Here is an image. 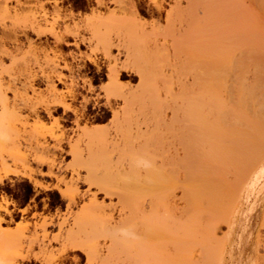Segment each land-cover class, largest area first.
<instances>
[{"label": "bare ground", "instance_id": "obj_1", "mask_svg": "<svg viewBox=\"0 0 264 264\" xmlns=\"http://www.w3.org/2000/svg\"><path fill=\"white\" fill-rule=\"evenodd\" d=\"M148 1L149 3L147 4V8L149 14H151L153 17H158L157 21L153 23L154 25L152 27V32L154 33L152 34L164 39L162 43L160 42V40H158V38L155 37V39L151 34L154 38L152 39L154 40L153 42L155 51L158 45H161V47L159 46L157 48H161L160 50H162V52L166 49L169 50V48L166 47L170 45L173 46L170 47L172 48L171 50L174 49L173 52L175 51V54H177L178 56L181 57L180 54H185L187 56V61H183V63H189H186V65L188 66H190V64L192 63L191 59L193 58V56L195 57L193 59H198L195 62L202 61L204 63L205 61H208L207 63H209L210 58L207 55H211V53L213 55L218 50V54L216 55L226 56L227 54L225 52H227V50L221 53L219 47H221L220 49H222V46L224 47V45L227 44V39H229L228 37H235L234 42H240V44L236 43L235 45H240V47H243V51L241 52V55H239L241 57H238V62H236L237 64L239 63L241 65L249 63L250 65L252 62H254L257 66L259 65L258 63H264V29H262V25L259 26V23H261L260 20L264 19V0H174L170 10H166L167 12L164 8V0ZM247 1L250 3H247ZM19 2L17 3V7L19 8L16 7L14 9L15 13H17V11L21 7H23V5H21L22 3ZM183 3H185V5H183ZM144 5L140 0H119L118 7L129 15L131 14V16H136L139 15L138 12L140 11L141 7L143 8ZM53 7L54 11L51 12L46 9L45 5H42L40 9L42 10V15L39 16V19H36L30 26L26 27L24 30L18 31V28H15L14 25L9 27V25L6 24V19L11 17L10 19H8L11 20L13 18V15H10L13 10H11L7 6L4 0H0V190L6 188L4 184L5 180L9 179V176L15 175L10 170L12 164L15 166L19 164H26L29 163L31 159L29 158L30 156L22 153L21 146L35 148L36 154L34 155L33 161L39 164V166L49 164L47 176L52 177L55 176L54 166L56 161V158L52 156H56V153L57 155L58 153H63V144L67 142L71 143L70 141H68L69 136H66L68 135V133H66L67 130H64L63 126L60 128L63 130L62 132L60 130L61 135H49L54 143V145L51 146V144L48 142V136L37 135V133L30 136L26 135L27 133H22L21 129H17L19 127H16V123H19L20 127L26 128L29 125V119L31 117L33 118L32 120H35V124L43 125L46 117L49 119H54L55 122L59 123V125L61 123L71 124L72 126H75L77 130H80L81 125L84 123L85 127L83 128V130L86 132H91V130L89 131L88 126L90 125L91 121L93 122V120L89 115L88 110L90 106H93L94 109L99 107L98 99L100 97V94H98L97 92V88L95 87L93 79L88 78L89 74H92L97 78H101L103 77V71L106 70L105 76L108 81L106 83L108 84L105 87H102L101 91L104 94L103 97H105L106 99V104L104 103V107L111 112L116 126V135L114 136V138H112V140L117 139L115 138L117 137V135L122 136L121 134H126V131H128L129 126L135 120V117H139L140 114L142 115L145 111L147 112L149 110L145 107L147 105L146 103H149L148 105H151L149 107L151 111H149L152 113V118L154 117L155 124L157 123V121L158 123L165 121L162 117L165 116L164 112L167 107H164L165 103L163 102V100H161L159 94L153 91L155 90V88L152 89L151 87L150 89L149 87H147V91H143V89L139 90V92H131L121 84L122 79L125 78V73L127 70L125 69V67H119V58L113 55V49H117L118 51H120L121 46L123 45L120 46L119 44H116L115 41H113L114 39H109L110 36H106L105 32L98 31L100 28L98 29L97 27L100 25H95L96 27L94 28L98 29V32L95 36L96 38H98L100 42L99 44L102 45L103 50L101 52H103V58L106 61L105 65L101 64L97 58H94L91 55H88L80 50L81 44H84V40H81L80 38L79 32H81V28H79L80 25L78 24V22L76 23L74 20L75 14L73 12L67 14L65 10L59 5L58 1L54 2ZM164 12L166 13V15H164L166 16L165 25L161 26L160 23L164 18ZM50 18L52 21H50ZM68 21H73V26H71ZM95 21L97 22L100 20ZM129 23L131 24V22ZM133 23L134 27H130L134 28L133 30H136L137 28H135V24L137 22L132 21L131 25H133ZM43 24H49L51 28L48 30H44ZM139 24L140 23H138L137 26L139 27L140 31L141 28H144L141 24ZM101 27L103 26L101 25ZM96 29H94L93 31H95ZM28 31L34 33L38 38L50 35L54 39L53 43L55 44V47L53 49L51 48V52L54 54V57L51 60L47 57L49 59H47L48 62L52 63V67L49 72L46 71L47 73L44 72L41 76H39L40 74H36V72L32 75L30 74L29 76L27 75V73H25L27 77L20 74L21 76L25 77H22L24 79V81L22 82L20 78H16L17 76L15 77L13 72L9 71L10 68H7L5 66L4 58H15V56L13 55V50L19 51L25 46L24 42L22 43V41L20 40V34L21 36L25 37L29 49L36 47L37 50V46H33L34 43L30 40L31 38L29 37ZM68 36L69 38L73 37V42L67 39ZM167 38L172 39V44H169L168 40L166 41ZM237 38H239L240 40H238ZM158 42L162 44L159 43L157 45ZM149 43L150 42H148V44ZM220 43L224 44L221 45ZM212 46H215L216 48L215 53H213L214 50L211 51V49L213 48ZM226 46L227 45H225V47ZM65 47L75 48L78 51V54L74 53L73 51L66 53L63 50ZM210 47L211 49L209 50ZM225 47L223 49H227V47ZM234 47L235 46H233V48ZM42 48L40 49L39 47L38 49L46 53L47 48H50L49 43H47V46L45 48ZM159 49L157 51V55L158 52H160ZM125 50L128 49L126 48ZM162 52L161 54H163ZM219 52L221 53V55ZM231 52L235 51L233 50ZM167 55L168 54H166L165 56L161 55L162 60H160L159 57L158 59L162 62L164 59L168 60L169 58L166 59ZM169 55H171V53ZM177 55L176 57H178ZM188 56L190 59L188 58ZM212 59V63L210 64H215L216 66L217 63L220 64V67H222L221 64H224L226 61V59L217 61H215V58ZM219 61L222 62L219 63ZM73 62H82L83 64L74 66L72 64ZM18 64L19 63H17L16 65ZM255 65L254 67H256ZM260 65H262V68L264 67V64ZM209 69L206 70V72L211 73L210 75L208 74V76L212 77L211 79L213 80L215 79V75L213 74L214 71H209ZM180 70H182V68ZM64 71L68 72L69 75H65L63 73ZM219 71L221 70L219 69ZM22 72L24 74V71ZM244 73L242 74L243 77H245ZM139 75L140 73L138 74V77ZM142 75L144 76V74ZM143 76H140V79ZM145 77L146 75L143 79H141V81L143 80V82H147L144 81ZM40 79H42V81L45 83L46 91L45 93H40L41 100L34 102L35 99H30L27 92L28 90H32V92L36 93V82ZM211 79H208V82L212 81ZM237 81H239V78H237ZM224 83L225 86L228 85L226 84V82ZM228 83L230 84V82ZM147 84L148 83H146V86ZM209 84L212 85L211 83H208V87ZM204 85L207 86L206 84ZM245 85L247 84H244L243 86ZM59 86H62L63 89H59ZM144 86L145 85L142 84L141 87L145 88ZM219 86L221 87V85ZM231 87L232 85L230 86V88L228 85L227 88L230 92H232ZM196 88H198V86ZM148 89H150V91ZM204 89L207 88L205 87ZM227 89L226 91H228ZM250 89L252 88H249V92H247V88H245L246 92L245 90V93L242 91V96L238 98L237 95V99L233 97L235 96V91L234 89H232L234 92H232V98L229 101H227L229 99V95H227V100L225 99L226 96L224 98L221 97L223 100L225 99L224 101H222V99L220 98L219 100L214 99L208 92V95H205V97H209L210 95V98H205L203 96V106L199 105L200 103L198 102L200 101L197 102L198 104L195 103L196 101L193 100V96H188V94L191 93L190 89L188 90V94H186V96L188 97L186 99L180 100L184 101V106L179 107L180 103H178L179 105L176 107L175 102L177 103V100H175V96L177 95H173V99L171 100L172 104L170 103V108L172 110V118H170V120L173 125L170 126L173 127L172 135L175 138L174 141L178 143H176L177 146L180 144L179 146L182 148H180L181 150L178 149V147L177 149H174L177 150L175 151V155L173 154L175 157H171L173 160V168L171 169H174V173L171 172V175L174 176L172 188L173 192L168 193L167 195H165L166 193L164 194V192L159 193L164 195L156 196L154 197L155 199L152 197L154 200L153 202H151V198V203L148 205L146 204L147 202L140 203V200H135L137 204L134 201L133 206L130 205L132 201L128 200V196L122 195L120 193L121 195H117L119 203L121 204L123 209L129 208L128 211L130 212V215L121 218L118 222L114 220L112 210L109 214L106 213V207L104 205H100L96 200V195H93V198L90 200L89 204L85 205L80 210V213L78 214L79 217L76 213V220L80 222V224L78 223L79 227L82 221V218L80 219L81 215L83 219L87 220H83L84 222H86V224L91 221L92 227L90 226V224L89 226L92 231H67L65 234L61 235L60 242H62V249L64 251H67L68 249V252L69 250L82 251L90 264L97 261V259H101L102 257L100 254L101 249L100 247H98V239L108 238L112 241V247H109L108 255L102 258V262H108L113 253L112 248L115 247V245L117 246L118 241H120L119 238L126 239L127 233L130 231V228H132L133 226L135 227L143 225L144 229L146 228V226H148L154 227L158 232L160 231L159 233H157L160 234L161 237H163L162 241L166 242V245L171 246L168 247L163 242V246L162 244L160 245V247H163L161 251L165 250L164 246H166V249L172 248V250H169L170 252H165L166 250L162 252V255L160 252L159 259L157 258V256L155 257L158 259H156L157 262L155 260H152L154 259V256H150L152 257V259L149 258V261H145V264H213L212 261L216 256L218 257L219 255H221L223 257L224 251L227 247L228 238L227 240L225 239L222 241L219 239L218 233H220L221 231V226L225 225L224 222H229L230 220L229 216L227 217V215L229 214H227V211L231 210L230 208H228V206H232V204L235 203V195L241 192L246 187H244V184H242L246 181L245 179L248 178L245 176H252L255 172L254 166L252 165H255V167L256 165H258L256 161L257 159L255 160L256 163L254 161L256 151L258 150V158H260V156H264V141L262 140L264 139V135H262L264 134V121H262L264 120V99H258L259 95L257 96L256 94H259V92L256 93V90L253 89L255 90H252V92L255 93L253 94L252 92L250 93ZM184 91L187 92V90L185 89ZM181 92L185 93L183 92V89ZM230 92H227L226 94H230ZM10 93L14 97L13 100H11L8 96V94ZM115 100H119L122 105L116 107L117 105L115 106L112 103V101ZM23 110H29L28 112H30V115L28 114V117H22L21 113ZM258 118L262 120L257 121H261L263 122V124L261 122H256V119ZM138 122H140V120H137V123ZM166 122L167 121H165V123ZM163 124L161 126H163ZM260 124L263 126H261ZM253 126L254 129L252 128ZM255 126H259V129H257L258 131L255 129ZM248 129H250V131ZM260 129L263 130L261 131ZM169 130H171V128ZM73 131L76 132V130ZM130 134V139L127 138L129 139V142H131V139L133 137H130ZM248 134L250 135V137L251 134H253V136L257 134L256 136L258 138L255 136L252 137L253 139L251 138V140ZM259 134H261V136H259ZM135 135L134 137L138 136ZM246 135L247 139H244ZM158 136L159 135H157V137ZM159 138L160 137H158V139ZM96 139H98V142H102V140L107 141L109 137L106 136L105 139L103 137L102 140H99V138ZM134 139L135 138H133V141ZM91 140L88 139L90 143ZM253 141L256 143H254ZM261 141H263V145L261 144V146L263 147H261L259 144L261 143ZM90 143H88V146ZM76 144V147L74 146V144H72L73 146H70L71 150L69 154L73 156V162L71 165H69L70 167H75L77 164L86 161L85 155L83 154L84 151L81 152V150L77 149L79 147V143ZM102 144L104 145L103 142ZM88 150H91L90 146L88 147ZM178 150L182 151L181 155L180 153H178ZM94 151H96V149ZM259 153H261L263 156ZM50 154H52L51 159L49 158ZM90 154L94 155V152L90 153L89 151V155L86 156L88 159L93 158V156L91 157ZM101 157L104 158L103 155ZM88 159V162L96 160V158L95 160ZM263 159L264 158H261L260 161ZM172 160L170 159V161ZM169 165H171L170 162ZM166 166L168 167V165ZM243 171L247 172H244V174H242ZM35 173H39L40 175L44 174L42 170H39ZM250 176L248 178V181L246 182L247 187H249L248 183L251 179ZM240 177L245 181L239 179ZM29 179L30 182L33 183L35 187L34 189L35 191H37V193L39 192L38 190H49V188L43 187L41 183L33 177H29ZM89 182L91 181L89 180ZM239 182H242L241 185ZM94 183H97L98 191L100 193L104 192L106 195H111L112 193L114 194L113 188L110 185L99 182L98 180H96V182ZM247 187L245 189H247ZM61 194L69 201L70 206L72 204H77V198L75 199L74 196H71L72 194L69 193L70 195H68L64 192H61ZM46 206H44V208ZM33 209H35L36 212L32 214L31 212ZM1 211L10 218V221H14L17 217V215L10 210L8 204L4 208L0 205V264H22L24 262L31 261L33 258L37 259L38 255L34 253L35 246L37 244L40 246L39 252H41V255L43 257V263H57V258L55 259L53 257L52 250H50L51 252H48V246L45 245V239L49 238L46 228L49 225H54L55 221L53 219H47V217L43 218V221L39 226L41 228V233L37 231L39 227L36 224L34 231L23 232L21 234L15 235L7 230L2 229V226L7 222V219L1 214ZM30 214L32 215V218L34 217L37 220V217L39 215L37 213L36 205L34 207L28 205L26 209L21 211V217L24 220L25 218H28V215ZM63 223L65 222H60L59 225H64ZM78 224L76 225L78 226ZM93 224L95 228L93 227ZM139 227L137 229H139ZM140 229L142 228L140 227ZM145 233L147 232L143 230V236L145 235ZM147 234L146 236H148ZM158 237L160 236L158 235ZM164 237L169 238V240H164ZM221 239L224 238L221 237ZM119 245L122 246L121 244H118V246ZM145 246L146 245H144V247ZM218 251L219 255L217 254ZM148 252L149 251H147V253ZM149 254L152 255L153 252L152 254L151 252ZM153 255L156 254L154 253ZM123 256L125 257L126 255ZM128 257L130 258L129 255ZM145 257H149V255H145ZM77 260L78 259H75L74 261L77 262ZM150 260L152 261V263L150 262ZM261 261L263 262L264 260Z\"/></svg>", "mask_w": 264, "mask_h": 264}, {"label": "rangeland", "instance_id": "obj_2", "mask_svg": "<svg viewBox=\"0 0 264 264\" xmlns=\"http://www.w3.org/2000/svg\"><path fill=\"white\" fill-rule=\"evenodd\" d=\"M4 1L6 2L7 6L11 10H13L10 14L11 16L13 15L12 16L13 18L11 20H8L11 17L6 19V24L9 25V27L14 25L15 28H18V31L24 30L26 27L30 26L36 19H39V16L42 15V10H40L42 5H45L46 9L53 12L54 11L53 10L54 9V7H53L54 2L58 1L59 5L65 10V12L67 14H69L70 12H73L75 14L74 20L76 23L78 22V24L80 25L79 28H81V30H80L81 32H79L80 38H81V40H84V44H81V47H80L81 48L80 50L82 52H84L88 55H91L94 58H97L101 64L105 65L106 61L103 58V54H102L103 52H101L103 50L102 45L99 44L100 42H99L98 38H96V36H95L98 31L105 32L107 37H109V36L111 37V38L109 37V39H112V40L114 39L113 41H115V43L119 44L120 46L123 45V46H121L120 51H118L117 49H113V55H115V57L119 58V61H118L119 67H125V69L127 70L125 73V78L122 79L121 84L123 86H125L128 89V91H131V92L132 91H138L139 92V90H143V89H144L143 91H147V89H146L147 87H149L150 89H151V87H152V89L155 88V90H153V91L159 94V97L161 98V100H163L165 105L168 104L166 106L164 105V107L165 108L167 107V108L165 109V112L163 110V112L165 113V116L163 115L164 117H162L163 120H165L167 122L165 123V121H163L161 123H158V121H157V123L159 124L160 127L158 126L157 123L155 124L154 117L152 118V115H151L152 113L150 112L151 110L149 108L151 105H148L149 103H146L147 105L145 107L148 108L150 111L149 110L147 112L145 111L146 114L144 112V114H142V115L140 114L139 117H135L136 121L134 120L132 122V124L129 126L128 131H126V134L128 136L124 133L125 136L123 134H121L122 136L117 135V137H115L117 139L112 140V138H114V136L116 135L115 134L116 133L115 132L116 126H115V122H114V119L112 117L111 112L104 107L106 104V99H105V97H103L104 94L102 93L101 88L105 87L108 84V83H106L108 81L103 76V78L101 80L93 81L95 84V87L97 86L96 87L97 92H98V94H100V97L98 99L99 107L94 109L93 106H90L89 110H88V113L93 120V122L91 121L90 125L88 126V129H89V131L91 130V132H86L83 130V128L85 127L84 123L81 125L80 130H77L75 128V126H72L71 124L61 123L59 125V123L55 122L54 119H49L46 117H45L43 125L42 124H35V120H32L33 118H31V117H30L31 120L29 119V125L26 128H22V127H20L19 123L18 124L16 123V127H19L17 129H21L22 133H25V134L27 133L26 135L30 136V135H35L37 133V135L48 136L47 137L49 139L48 142L51 144V146H53L54 143L51 140V137L49 135H51V134L52 135H61V132L63 130L60 128L63 126L64 130H67L66 133H68V135H66V136H69L68 141L71 142V143L67 142V143L63 144V150H64L63 153H60V154L58 153V155L56 153V156L55 155L52 156V157L56 158L55 166H54L55 176H52V177L47 176L49 164H46L47 166L46 165H40L39 166V164H37L36 162L33 161L34 155L36 154V149L30 148L27 146H21L22 153L30 156L29 158H31V159H30L29 163L19 164L17 166L13 165L10 162L12 164L10 170L15 175L9 176L8 177L9 179H6L5 183H4L6 188L0 190V205L4 208L8 204L10 210L13 211L17 215V217L15 218L14 221H10V218L7 217V215H5L4 212L1 211L2 212L1 214L4 217H6V219H7V222L2 226L3 230H7V231L11 232L12 234L16 235V234H21L23 232L34 231L35 225L37 224L39 227L43 221V218L47 217V219H53L55 221L54 225H49L46 228V230L48 232L47 234L49 235V238L45 239V243H46L45 245L48 246L47 247V249H49L48 252L50 250H52L53 257L55 259L57 258L56 264H89L87 258L85 257V254L82 251H80V250H77V251L76 250H69V252H68V249H67V251H64L62 249V246H61L62 242H60V240H61V235L65 234L67 231H71V230L74 232L75 231H81V230L84 232L92 231V229L90 228V226L92 225L91 221H89L86 224V222H84V221H87V220L83 219V217H81V215H80V219L82 218V221H81L82 228H81V225L79 227L80 222L76 220L77 219L76 217L80 213V210L82 209V207L89 204L90 200L93 198V195H96V200L100 205H104L106 207L105 208L106 213L109 214L112 210L113 215H114V220L116 222H118V221H120L121 218H124L127 215L129 216L130 212L128 211L129 208L128 209L122 208L121 204L119 203L117 195L122 194V195L128 196V198H129L128 200L129 201L131 200L132 203L135 200H140V203L141 202L142 203L147 202L146 204L148 205L151 202H153V200L155 199L154 197L164 195L165 193H166L165 195H167L168 193L173 192L172 188H173L174 176L171 175V172H173L174 169L173 170L171 169V168H173V164H172L173 163V160H172L173 157L172 156H174L175 151H177L174 149H177V147H178V149L181 148L179 146L180 144L177 146L178 143L174 141L175 138L172 135V133H173L172 128L173 127L170 126V125H173L171 120H170V118H172V114H171L172 110L170 107L172 104L171 100L173 99V95H177V96H175V100H177V103L175 102L176 107L179 105L178 103H180L179 107L184 106V104H183L184 101H180V100L186 99L189 95L193 96L192 98L194 101H196L195 103L200 101V102H198V103H200L199 105L203 106V104H204L203 96L205 97V95H208V92L211 95V97H213L214 99H218V100H219V98L222 99L221 97L224 98L225 96H226L225 97V99H226L227 95H229L228 96L229 99L228 98H227L228 100L226 99L227 101H229L232 98V95H231V94H233L232 92L235 91V93H234L235 96H233V97L237 99V97L239 98L240 96H242L241 94L244 92L245 88H247V92H249L248 91L249 88H252V89H250V93L252 92L253 89H255L256 93L259 92V94H256L257 96L259 95L258 99L259 98H260V100H261V98L264 99V73H263L264 67L262 68V65H260V64H264V63H258L259 65L256 66L254 62H252V63L250 62L252 65L254 64L256 67H254V65L252 66L251 64L249 65V63L241 64L243 67L239 63L237 64L236 62H238L237 61L238 57L239 58L241 57L239 55H241V52L243 51V47H240V45L239 46L235 45L236 43L240 44L239 41L234 42L235 37H233V38L228 37L229 39L226 38L227 44H225V45H227L226 46L227 49H223L225 47V45H224V47L222 46V49H223L222 50V49H220L221 47H219V45H218L221 53H223L225 50H227V52H225L227 54L226 56H224L223 54H222L223 56L216 55V54H218L217 53L218 50L215 53L216 48H215V46L214 47L212 46L214 49L213 48L211 49V47H210L209 50L210 49H211V51L214 50L213 53H215V54L212 55V53H211V55H207L210 58L209 63H207L208 61H205L204 63L202 61L195 62L198 59L197 58H196V60L193 59V58H195L193 56V58L191 59L192 63L190 64V66L186 65L187 62L183 63V61H187L186 60L187 56L185 54H180L181 55V57H180L177 54H175V51L173 52L174 49L171 50L172 48H170L173 46L169 45L166 48H169L170 51L165 48L166 50L163 52H162V50H160L161 48L160 49L157 48L159 46L161 47V45H158V44L160 42L164 41V39L162 37H157L154 34H152V33H154V32H152L153 31L152 27L154 25L153 23H155L157 21L158 17L157 16L153 17L151 14H149L148 8H147V6H148L147 4L149 3L148 0H140V1H142V4L143 5L145 4V5L143 6V8L142 7L140 8V11L138 12L139 15H136V16L132 15L133 17L131 16V14L129 15L128 13L124 12L123 10H121L118 7L119 6V0H100L101 2L99 0H4ZM173 1L174 0H172V2H171V0H164L165 11L170 10V8L173 5ZM248 1H247V3H250ZM18 2L22 3L21 5H23V7H21L17 11V13H15L14 9L17 7ZM183 5H185V3H183ZM17 8H19V7H17ZM164 15H166L165 12L163 14L164 18L162 17L163 20L160 23L161 26L165 25V17L166 16H164ZM89 19H91V20H89ZM95 20H100V21L96 22ZM262 20H263V22H262ZM50 21H52L51 18H50ZM132 21L137 22L135 24L136 25L135 28H137L136 30H133L134 28L130 27V26L134 27V23H133V25H131ZM72 22L68 21V23L71 26H73V24H74V22L73 23ZM98 22L101 24H99ZM129 22H131V24ZM260 22L261 23H259V26L262 25L263 26L262 29H264V24H263L264 19H261ZM138 23H140L144 29L141 28L142 30L140 29V31H139V27L137 26ZM95 25L96 26L100 25L97 27L98 29L99 28L100 29L98 30V29L94 28V27H96ZM101 25L103 27H101ZM89 26H90V28H89ZM115 26H117V27H115ZM50 28H51V26L49 24H46V25L43 24L44 30H48ZM94 29H96V30L93 31ZM141 31H142V33H141ZM28 33H29V37L31 38L30 40L34 43L33 46L36 45L38 51L36 50V47L29 49L25 37L21 36V34H20L19 35L20 40L22 41V43L24 42L25 46L19 51L13 50L14 51L13 55L15 56V58H13V59L4 58L5 66L7 68H10L9 71L13 72L15 77L17 76L16 78H20V80L22 82L24 81L23 78L27 77L25 73H27V75L29 76L30 74L32 75L36 72V74H38V75L40 74L39 76H41L44 72L45 73L49 72L51 67H52V63L48 62V60L49 59L51 60L54 57V54L51 52V48L53 49L55 47V44L53 43L54 39L50 35H46V36H42V37L38 38L31 31H28ZM151 34L154 36V38L156 37V38H158V40H160V42L157 43L158 46L156 45L157 46L156 51H155L154 42H153L154 38ZM263 38H264V36H263ZM67 39L69 41L73 42V37L69 38V36H68ZM237 39L240 40L239 38H237ZM167 40H168L169 44L170 43L172 44L171 38H167L166 41ZM138 41H140V42H138ZM147 41L150 42L149 44L151 46L148 44ZM219 42H222V41H219ZM233 42H234V44H233ZM47 43H49L50 48H47V51L45 53L40 49L42 47L45 48L47 46ZM162 43H160V44H162ZM224 43H226V42H224ZM224 43H222V44L220 43V44L223 45ZM233 46H235V47L233 48ZM39 47H40V49H38ZM65 48L63 49L64 51H65ZM126 48L128 50H125ZM69 49L72 50L74 53L76 52L78 54V51L75 48L71 47ZM158 49L160 50V52H158V55H157ZM66 50L68 51V49H66ZM233 50L235 52H231ZM168 51L171 53L172 56L169 55L170 53ZM119 52H121V53H119ZM161 52L163 54H161ZM126 53H128V54H126ZM221 53H220V55H221ZM166 54L169 55V57H168V55L166 56V59H168V58L169 59L168 60L164 59L163 62L160 61V60H162L161 55L165 56ZM173 54H175V55H173ZM176 55L179 58L176 57ZM215 55L217 56V58ZM158 57L160 60L158 59ZM172 57H176V58H172ZM183 57H184V59H183ZM188 58H189V56H188ZM212 58H215V61L221 60V59L222 60L226 59V61L224 64H221L222 67H220V64H217V63L215 66V64H210V63H212V60H213ZM193 61H194V63H193ZM220 62H222V61H219V63ZM17 63H19V64L16 65ZM46 63H47V65H46ZM181 63H182V65H181ZM72 64L74 66H76V65L78 66V65L83 64V63L82 62H73ZM187 64H189V63H187ZM180 65H181V67H180ZM239 65H240V67H239ZM178 66H179V68H178ZM213 66H214V70H213ZM258 66H260V67H258ZM204 67H205V69H204ZM252 67H253V70H252ZM181 68L183 71L180 70ZM208 69H209V71H212V72L214 71L213 74L215 75L214 76L215 79L212 80L211 79L212 77L208 76V74L209 75L211 74V73L206 72V70H208ZM219 69L221 71H219ZM222 69H223V72L226 71L228 73H226V72L223 73ZM25 70H26V72H25ZM200 70L202 71V73ZM22 71H24V74ZM137 72H138V74L140 73L139 77H138ZM221 72H222V75H221ZM229 72H230V74H229ZM63 73L67 76L69 75L68 72H66V71H64ZM104 73H106V70L103 71V74ZM141 73L144 74V76L146 75L144 81H147V82H143V80L141 81V79L144 78V76ZM243 73H244L245 77H243V75H242ZM20 74L24 75L25 77L21 76ZM195 74H196V76H195ZM213 74H212V76H213ZM91 75L92 74L88 75L89 79L92 78V77H90ZM140 76H143V77L140 79ZM207 78L211 79L213 81V83H212V81L208 82L209 80ZM237 78H239V81L240 80L241 81L240 82L237 81ZM253 79H254V81H253ZM177 80H179V81H177ZM245 80H246V83H245ZM202 81H203V83H202ZM205 81H207V82H205ZM218 81H220V82H218ZM37 82H36V86H35V90L37 92L34 93V92H32V90H28V92H27L28 97L30 99H32V100L35 99L34 102L41 100L40 93L41 92L45 93V91H46V86H45V83L42 81V79H40ZM197 82L199 83V85ZM224 82H226V84L229 85V88L232 85V87H231L232 92H230L227 89L228 85L225 86ZM228 82H230V84ZM141 83L145 85L144 86L145 88L141 87L142 86ZM146 83H148L147 86H146ZM178 83H180V84H178ZM208 83H211L212 85L209 84V87H208ZM184 84H186V85H184ZM204 84H206L207 86H205ZM218 84L221 85V87ZM244 84H247V85L243 86ZM197 86H198V88H196ZM246 86H248L249 88ZM255 86H256V88H255ZM205 87L207 89H204ZM218 87H219V89H218ZM210 88H213V89H210ZM59 89H63V87L59 86ZM150 89H148V90L150 91ZM182 89H183V92H185V93L181 92ZM184 89L187 90V92L184 91ZM189 89L191 92L190 94H188ZM226 89L228 91H226ZM232 89H234V91ZM255 90H253V91H255ZM193 91H195V92H193ZM174 92L177 94H175ZM227 92H230V94L229 93L226 94ZM245 92H246V90H245ZM180 93H181V95H183V94H185V95L181 96ZM252 93L255 94L254 92H252ZM186 94H188V96H186ZM213 94H215V95H213ZM210 95H209V97L206 96L205 98H210ZM8 96L11 100L14 99V97L11 93L8 94ZM224 100L222 99V101H224ZM233 101H234V99H233ZM112 103L115 106L117 105L116 107H119L122 105V103L119 100L118 101H116V100L112 101ZM28 111L29 110H23L21 113L22 117L23 116L28 117L30 115L29 114L30 112H28ZM263 119H264V116H263ZM137 120L138 121L140 120V122L137 123ZM161 120H159V121H161ZM257 120H262V119H259V118L256 119V122H261V121H257ZM262 121H264V120H262ZM261 123L263 124V122H261ZM162 124H163V126H161ZM178 124H177V128H178ZM263 125H261V126H263ZM169 127L171 128V130H169L170 129ZM252 128L254 129V126ZM260 128H262V127H260ZM255 129L256 130L259 129V126H255ZM60 130H61V132H60ZM73 130H76V132ZM248 130L250 131V129H248ZM260 130L262 131L263 129H260ZM254 131H252V132H254ZM137 133L138 134L142 133L141 134L142 136L140 134L138 135ZM129 134H130V137L133 136L131 139V142H129V139H130ZM135 134H137L139 137ZM253 134H251V137L248 134L250 139L257 135V134H255V136H253ZM134 135L137 137H134ZM157 135H159L158 136V137H160L159 139H158ZM262 135H264V134H262ZM106 136L109 137V139L107 140L108 142L106 140H102L103 137L105 139ZM259 136H261V134H259ZM249 137H248V139H249ZM91 138L93 141L91 140ZM96 138H99V140H102L104 145L102 144V142H98V139H96ZM127 138H129V139H127ZM133 138H135L134 141H133ZM263 138H264V136H263ZM88 139L91 140V143L88 141ZM123 139H124V141H123ZM244 139H247V135L244 137ZM255 140H256V138H255ZM262 140L264 141V139H262ZM263 141H261V143H259L260 146L263 143ZM122 142H124L126 144H124ZM248 142H249V140H248ZM76 143H79L78 144L79 147L77 149L81 150V152L84 151L83 154L85 155L86 161H83V162L77 164L75 167H70L69 165H71L73 162V158H72L73 156L71 154H69V152L71 150L70 146H73L72 144H74V146L76 147L77 146ZM88 143H90L89 146L91 147V150H88V147H89ZM250 143H252V142H250ZM254 143H256V142H254ZM257 143H258V139H257ZM136 144H138L139 146ZM246 144H248V143H246ZM101 145H103V146H101ZM263 146H261V147H263ZM95 149H96V151H94ZM263 149H264V147H263ZM180 150H178L179 151L178 153H180V155H181L182 151H180ZM89 151H90V153L94 152V155L90 154L91 157L93 156L92 159H88L86 157L87 155H89ZM103 151H105V152H103ZM260 152H261V149H260ZM257 153H258V150L255 153L254 161L257 159L256 161H257L258 165H256V167H255V165H252V166H254L255 172L253 173L252 176L249 175L251 177V179L248 183L249 187H247V183H246L248 181L249 176H245L246 175L245 174L244 176L248 177V178H246L245 179L246 181H245L244 179H242L240 177L239 179H241L245 182L244 183L239 182V183H240V185H241V183L244 184V187L246 186L247 189H245L246 188L245 187L243 189L244 191L242 190L241 192H239L238 194L235 195V197H234L235 203L232 204V206L231 205L228 206V208H230L231 210H229L227 208L229 210V211H227V214L229 213L227 215V217L229 216L230 220H229V222L228 221L224 222L225 225L221 226V231H220V233H218V237L220 240L223 241L225 239L227 240V238H228L227 247H226V250L224 251L223 257L218 254L219 251L217 252V254L219 256L218 257L216 256L215 259H213V261H212L213 264H264L263 263L264 261L263 262L261 261V260H264V161H263L264 159L260 161V159L264 158V156L261 153H259L263 157H261L259 155L260 158H258ZM51 155L52 154H50V156H49L50 159H51ZM102 155L104 158L101 157ZM95 158H96V160H95ZM169 158L172 161H170ZM87 159L88 160H95V161H89L90 162L89 163L87 161ZM162 161H163V163H162ZM168 161L171 163V165H169ZM256 161H255V163H256ZM103 164H105V165H103ZM166 165H168V167ZM249 168H250V166H249ZM39 170H42L44 174L40 175L39 173H35ZM245 170H247V169H245ZM244 172L245 171H243L242 174H244ZM248 174H249V172H248ZM29 177H33L34 179L39 181L43 187L49 188V190H38L39 191L38 192L39 194H38L37 191H35V189H34L35 187H34L33 183L30 182ZM89 180L91 182H89ZM96 180H98L99 182H103L107 185H110L113 188L114 194L112 193L113 195L112 194L106 195L104 192L100 193L98 191L97 183L96 184L94 183V182H96ZM156 191H158V192H156ZM61 192H64L65 194H68V195L72 194L71 196H74L75 199L77 198L76 199L77 204H72L73 206L72 205L70 206L69 201L62 196ZM161 192H164V194H159ZM243 195H244V197H243ZM151 198H152V201H151ZM132 203L130 204L131 206L134 205V203L133 204ZM135 203H136V201H135ZM140 203H138V204H140ZM28 205L31 207H34L35 205L37 206V213L39 215L37 217V220H39V221H37L36 218H34V217L32 218L31 214L28 215V218H25V220L22 219L21 211L26 209ZM44 206H46V207L44 208ZM234 210H235V212H234ZM34 212H36L35 209H33L31 213L33 214ZM76 213H77V215H76ZM78 217H79V215H78ZM63 221L65 222V223H63L64 225L60 226L59 223L63 222ZM76 224H78V226ZM89 224H90V226H89ZM139 226L142 229H140ZM139 226H135L136 228L134 226L132 228H130V231L127 233L126 239L119 238L120 241H118V244H121L122 246H120V245L118 246V244H117V246L115 245V247L112 248V250H113L112 252L114 254L112 253L111 257L112 256L113 257L112 258L110 257L108 262H105V261L102 262V258H104V257H106V255H108V249L110 246L112 247V244H111L112 241L108 238H106V239L105 238H99L98 239V247H100V249H101L100 254L102 257H101V259H97V261L92 262L90 264H129V263H131V264H134V263L135 264H145V261L146 262L149 261V258L152 259L153 256H154L153 257L154 259H152V260H155L157 262V260L159 259V253L160 252L162 255V252H164L165 250H166L165 252H170L169 250H172V248L166 249V246H168V245H166V242L162 241L163 237H161V235L158 234L160 231L159 232L156 231L154 227L146 226V228H145L146 230H145L143 225L142 226L139 225ZM93 227H94V224H93ZM138 227H139V229H137ZM40 229L41 228L39 227V229H37V231L40 232L41 231ZM131 229H133L135 231H133ZM143 230L145 232H147L148 234L145 233V235L143 236ZM59 232H60V234H59ZM136 232H138L139 234ZM146 234L148 236L149 235L150 236L152 235V236L148 237V236H146ZM158 235L160 237H158ZM221 237H223L224 239H221ZM165 239L167 241L169 240V238H167V237L166 238L164 237V240ZM163 242L165 243L166 246H164L165 250L161 251V249L163 247H160V245ZM163 244H162V246H163ZM167 244H168V242H167ZM144 245H146V246L144 247ZM168 247H171V246H168ZM39 248H40V246L37 244L35 246V251H34V253L38 255L37 259L33 258L31 261L24 262L22 264H45V263H43L44 260H43V257L41 255V252H39L40 251ZM120 249H122V250H120ZM157 250H160V251H157ZM147 251H149V252L147 253ZM150 252H151V254L153 252V254L155 253L156 255H153V254L150 255L149 254ZM118 253H119V255H118ZM127 254L130 256V258L128 257ZM147 254L149 255V257H145V255H147ZM123 255H126L127 258H126V256L124 257ZM61 256H63V257H61ZM150 256H152V257H150ZM156 256L158 259L155 258ZM67 257H69V258H67ZM74 258L78 259L77 262L74 261L75 260ZM216 259H217V261H216ZM258 259H260V260H258ZM150 262L152 263L151 260H150Z\"/></svg>", "mask_w": 264, "mask_h": 264}, {"label": "flooded vegetation", "instance_id": "obj_3", "mask_svg": "<svg viewBox=\"0 0 264 264\" xmlns=\"http://www.w3.org/2000/svg\"><path fill=\"white\" fill-rule=\"evenodd\" d=\"M66 49H68V51L66 50ZM72 50H70L69 48H65V52L66 53H69V52H71ZM76 53V52H75ZM103 76H104V78H106V76H105V73L103 74ZM90 77H92V79H93V81H99V80H101L103 77H101V78H97V77H95V76H90ZM97 87V86H96Z\"/></svg>", "mask_w": 264, "mask_h": 264}]
</instances>
